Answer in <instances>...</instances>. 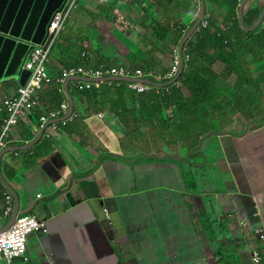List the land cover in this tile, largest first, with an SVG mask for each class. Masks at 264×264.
Here are the masks:
<instances>
[{
    "label": "crops",
    "instance_id": "obj_1",
    "mask_svg": "<svg viewBox=\"0 0 264 264\" xmlns=\"http://www.w3.org/2000/svg\"><path fill=\"white\" fill-rule=\"evenodd\" d=\"M201 1L83 0L50 55L49 74L75 65V42L83 40L82 53L164 77ZM234 1L204 0L211 31L198 40L199 27L184 44L183 69L193 81L169 101L165 87L138 95L101 81L87 93L74 78L63 85L72 114L43 123L56 110L46 101L51 87L38 93L40 105L5 148L20 150L1 164L20 213L47 229L30 234L20 264H253V251L264 249L255 235L264 231V65L257 67L264 1ZM19 86L0 92L14 96ZM199 147L216 151L211 170L191 164L204 162ZM5 206L2 230L14 199L9 218Z\"/></svg>",
    "mask_w": 264,
    "mask_h": 264
},
{
    "label": "built area",
    "instance_id": "obj_2",
    "mask_svg": "<svg viewBox=\"0 0 264 264\" xmlns=\"http://www.w3.org/2000/svg\"><path fill=\"white\" fill-rule=\"evenodd\" d=\"M78 2L79 0H66L61 10H57L54 13L43 42L35 45L25 56L20 69L30 72L26 84L20 86L17 94L14 96H5L0 93V115L2 116L0 124V155L9 143L10 133L13 128L21 121L28 120L29 115L40 105L38 93L46 85L52 83L53 80L65 85L68 79L81 77L80 81L75 83L78 91L99 90L101 81L118 87L124 84L128 90L134 91L137 94H143L153 89L152 85L140 81V79H150L153 77L151 72L131 69L127 65L100 66L99 68L72 65L63 68L57 77H51L47 68L50 55L61 33L66 29L73 10L78 6ZM209 16V14L204 16L202 20L203 26L208 25ZM262 29L264 30V22L262 23ZM88 56L89 54L87 52L82 53L83 58L88 59ZM188 59L189 57L187 56L185 62ZM178 71L179 58L175 57L171 70L166 78L172 79ZM113 78H118L124 82L114 83ZM125 79L130 80L125 81ZM68 111L69 99L65 96L59 109L44 114L41 116L40 121L45 123L48 119H56L62 113L66 114ZM74 116L77 117V115ZM12 210V198L7 196L3 216L9 218ZM39 231L46 232V225L39 221L37 216L31 214L18 217L14 224L6 231H1L0 227V264H14L15 259L26 257L28 254L29 235ZM255 235L260 243V247H264V231L257 230ZM252 263L264 264V249H259L258 247L254 250Z\"/></svg>",
    "mask_w": 264,
    "mask_h": 264
},
{
    "label": "water",
    "instance_id": "obj_3",
    "mask_svg": "<svg viewBox=\"0 0 264 264\" xmlns=\"http://www.w3.org/2000/svg\"><path fill=\"white\" fill-rule=\"evenodd\" d=\"M65 2L66 0H0V88H6L13 81L18 82L20 86H24L26 84L30 76V72L20 69L22 62L27 53L31 51L35 45H39L43 42L54 13L57 10H61ZM205 11V3L204 0H202L200 16L197 18V21L193 24V26L189 29L188 33L179 45L180 70L176 78L170 83L165 84L158 83L150 79L145 80V82L150 83L156 87H167L177 81L184 67V44L190 38L191 34L200 26ZM263 19L264 10L258 22ZM241 21L243 24H245L242 13ZM114 79L115 78H113V80ZM73 80L75 79L70 78L66 81V89L68 88L69 83H71V81ZM129 80L130 79H125V81ZM67 95H69L68 92ZM73 111L74 107L73 105H71L68 111L69 116ZM33 146L34 144H30L28 149L32 148ZM200 147L198 148L197 153L202 155V157L204 158V162L200 165L196 163L191 164L197 167H208L209 170H211L214 167V164L211 163L209 158L214 157L216 151L214 150V148H211L210 151H203L200 149ZM19 150L20 149L17 147L4 149L0 156V180L14 199L15 203V210L10 221L3 230L1 229V231L7 230L16 221V219L20 215H22V213H20L21 209L19 196L12 185H10L4 179L1 169L3 156L8 151L17 152ZM141 157L157 160L164 159L156 155L150 157H145L144 155H142ZM186 162L190 163L189 160H186ZM55 201H58V199H56ZM59 209L61 210V208ZM65 210H61V212ZM70 213L72 214L73 211H71ZM55 214L58 213L56 212Z\"/></svg>",
    "mask_w": 264,
    "mask_h": 264
},
{
    "label": "trees",
    "instance_id": "obj_4",
    "mask_svg": "<svg viewBox=\"0 0 264 264\" xmlns=\"http://www.w3.org/2000/svg\"><path fill=\"white\" fill-rule=\"evenodd\" d=\"M237 3V0L234 1V4ZM210 28L209 27H201L200 30L197 31L198 35H197V39H202L205 35H207L210 32ZM260 36L264 35V33H260ZM195 45H198V42L195 43ZM82 52V51H81ZM99 55V56H97ZM96 55V57L93 58V56H88V59L83 58L82 57V53H80L79 55L75 56L72 60L71 63L75 64V65H84L86 67H91V68H99L100 66H107V67H111L113 66L114 62L109 58H105V57H101L100 53H98ZM145 70H148V67L144 68ZM156 82L159 83H167L168 81L164 80V79H154ZM193 81L192 78V74L191 73H186V71H184L179 78V82H181L184 86L190 87V83ZM49 87H51V91H50V98L47 99L46 101H48L50 103V108L53 110H57L60 107L61 102L63 101V98L66 96L64 89H63V85L60 83H57L55 80L52 81V83H50L49 85H47ZM170 92L168 93L165 89H160V91L162 92V98L166 101H169L171 99H173L175 97V93L177 91V86H173L172 88H170ZM90 91H92L93 93L97 90H88L87 93H89ZM154 98H159L158 95L153 94ZM2 118V116H1ZM1 118H0V124H1ZM40 127V124H39ZM9 195L8 190L5 188V186L3 185V183L0 180V203L2 205L5 204L6 201V196Z\"/></svg>",
    "mask_w": 264,
    "mask_h": 264
},
{
    "label": "rangeland",
    "instance_id": "obj_5",
    "mask_svg": "<svg viewBox=\"0 0 264 264\" xmlns=\"http://www.w3.org/2000/svg\"><path fill=\"white\" fill-rule=\"evenodd\" d=\"M82 2H83V0H79V2H78V4L79 5H81L82 4ZM78 9V7L77 8H75L74 9V11H73V13H74V15H76V14H78L79 13V11L77 10ZM71 31L72 30H70V32L69 33H71ZM69 36H70V34H69ZM68 36V37H69ZM239 39V38H238ZM59 41V40H58ZM58 43V42H57ZM248 43H249V45H250V40L248 41ZM75 45H76V47H77V52L75 53V55H79L80 53H82L81 51H85V50H87V47L83 44V40H80L79 42L77 41V42H75ZM56 46V45H55ZM226 58H230V57H226ZM238 59H240V58H238ZM259 61V62H258ZM225 65H229L228 63H225ZM264 65V58L262 59V58H260V57H258V60H257V67H261V66H263ZM146 67H148L149 69H150V67L149 66H146ZM240 69V68H239ZM240 70H242V77H250L251 78V81H256L257 79H258V77H255L254 76V74L251 72V74H249V73H246V72H244L243 73V68L242 69H240ZM259 75H261V76H264V72H261ZM170 83V82H169ZM160 89V88H159ZM114 90L116 91V89L114 88ZM155 90H158V88H154L152 91H155ZM152 91H150V92H152ZM134 92V91H133ZM150 92H146V93H143V94H148V93H150ZM142 94V95H143ZM138 95H141V94H138ZM151 98L152 99H154V97H152L151 96ZM0 118H1V115H0ZM207 122H210V123H215V121H214V118H212V119H210V120H208ZM169 124V122H167V126L168 127H170V125H168ZM170 134H173V131H171V133ZM169 139V138H168ZM171 139V138H170ZM170 139H169V141L167 142L168 143V146H171V141H170ZM172 140V143H173V139H171ZM155 142H159V141H156L155 140ZM30 236V235H29ZM30 238V237H29ZM17 259H19V258H17ZM17 259H15L14 260V262H15V264H20V263H22V261L21 260H17ZM17 260V261H16ZM31 264V263H30Z\"/></svg>",
    "mask_w": 264,
    "mask_h": 264
},
{
    "label": "clouds",
    "instance_id": "obj_6",
    "mask_svg": "<svg viewBox=\"0 0 264 264\" xmlns=\"http://www.w3.org/2000/svg\"><path fill=\"white\" fill-rule=\"evenodd\" d=\"M204 16H205V15H204ZM209 17H210V16H209ZM203 18H204V17H203ZM202 20H203V19H202ZM208 22H209V18H208ZM263 22H264V19H263ZM263 22H262V23H263ZM208 25H209V23H208ZM208 25H207V26H208ZM207 26H203V25H202V21H201V24H200L199 27L201 28V27H207ZM199 27H198V28H199ZM175 57H178V58H179V56H175ZM175 57H174V59H175ZM174 59H173V61H174ZM188 60H189V59H188ZM173 61H172V62H173ZM186 62H188V61H186ZM186 62H185V60H184V63H186ZM113 66H114V65H113ZM127 66H129V65H127ZM131 69H132V68H131ZM140 70H141V69H140ZM170 70H171V69H170ZM179 70H180V58H179ZM184 71H185V70L183 69L182 73H183ZM169 72H170V71H169ZM151 73H152V72H151ZM182 73H181V74H182ZM152 74H153V73H152ZM178 74H179V71H178V73L176 74V76H177ZM181 74H180V75H181ZM167 75H168V74H166L164 77H158L157 75L153 74V77H151L150 80L155 81L154 79H156V78H157V79H161V80L164 79V80L168 81L167 83H169V82H171L172 80H174V79L176 78V76H175V77H173L172 79H168V78H166ZM57 76H58V75H57ZM57 76H56V77H57ZM53 78H55V77H53ZM179 78H180V76H179ZM179 78H178L177 81L174 82L172 85L167 86V87H165L164 89L169 93V92L171 91L170 88H172L173 86H177V88H184V85H183L181 82H179ZM145 80H148V78H146V79H140V81H144V82H145ZM155 82H156V81H155ZM146 83H147V82H146ZM158 83H159V82H158ZM148 84H150V83H148ZM163 84H165V83H163ZM150 85H152V84H150ZM46 86H47V85H46ZM152 86H153V89L156 88V86H154V85H152ZM19 87H20V86H19ZM153 89H152V90H153ZM152 90H151V91H152ZM155 91H156V90H155ZM149 92H150V91H149ZM0 93H1V92H0ZM65 95H66V94H65ZM67 97H68V96H67ZM68 99H69V98H68ZM61 103H62V102H61ZM60 105H61V104H60ZM40 118H41V117H40ZM8 193H9V192H8ZM7 196H10V197L12 198V196H11L10 194L7 195ZM7 196H6V198H7ZM20 216H21V215H20ZM20 216H19V217H20ZM37 218H38V217H37ZM16 220H17V219H16ZM253 252H254V251H253ZM252 254H253V253H252Z\"/></svg>",
    "mask_w": 264,
    "mask_h": 264
},
{
    "label": "flooded vegetation",
    "instance_id": "obj_7",
    "mask_svg": "<svg viewBox=\"0 0 264 264\" xmlns=\"http://www.w3.org/2000/svg\"><path fill=\"white\" fill-rule=\"evenodd\" d=\"M37 109V108H36ZM4 150V149H3ZM2 153V152H1ZM1 156V155H0ZM14 224V223H13Z\"/></svg>",
    "mask_w": 264,
    "mask_h": 264
}]
</instances>
